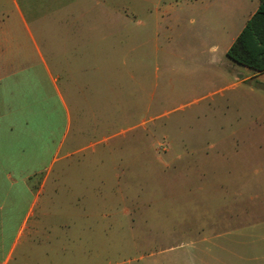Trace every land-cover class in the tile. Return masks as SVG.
Returning <instances> with one entry per match:
<instances>
[{
	"label": "rangeland",
	"instance_id": "rangeland-1",
	"mask_svg": "<svg viewBox=\"0 0 264 264\" xmlns=\"http://www.w3.org/2000/svg\"><path fill=\"white\" fill-rule=\"evenodd\" d=\"M153 1L0 0V99L34 129L22 143L33 151L45 137L52 162L40 195L51 199L47 246L36 262L21 263L17 248L6 264H238V238L242 255L264 264V215L253 216L264 153L249 149L264 123V86L226 90L214 77L201 87L192 65L174 57L172 37H156ZM103 3L131 22L66 48L57 19L90 23ZM129 161L138 167L124 168ZM239 204L252 213L236 217Z\"/></svg>",
	"mask_w": 264,
	"mask_h": 264
},
{
	"label": "crops",
	"instance_id": "crops-1",
	"mask_svg": "<svg viewBox=\"0 0 264 264\" xmlns=\"http://www.w3.org/2000/svg\"><path fill=\"white\" fill-rule=\"evenodd\" d=\"M261 4L262 0L153 1L151 8L154 14V33L158 37L159 32L162 31L172 37L174 57L180 65H187V63L192 65V70L195 73L194 79L199 73L197 81L201 87H212L214 77H221L222 80L227 81L223 89L231 90L248 83L252 91L256 85L264 86V70L257 71L238 64L231 60L226 53L247 20L259 9ZM111 5L103 3L101 7L103 16L93 17L90 23L80 15H63L57 19L61 23L58 39L66 42L63 43L66 48L71 43L75 49H78L79 41L88 38L106 39L114 36V32H117L118 29H125V25L130 23L131 19L125 11L122 12L114 4ZM186 21H188V25ZM87 25L88 28H86ZM119 25H123V27H119ZM85 29L94 34L87 36L86 34L90 33H85ZM219 66L220 69H218ZM4 70H7V67ZM46 70L50 74L48 66H46ZM7 71L9 72V70ZM14 72L12 71L10 76L7 75V78L8 76L12 77ZM181 76L184 77L183 74ZM50 77L52 81H55L51 74ZM5 78L6 76H0V84L7 80ZM12 93L14 92L10 90V98L14 101ZM242 94L243 91L230 94L227 101L232 104L238 103ZM4 99L5 101L0 99L2 105V112H0V264L8 263L17 248L20 250L19 260L21 263L31 262L32 258H35L36 262L37 248L47 246V238L50 233L48 221L50 204L48 201L51 199L47 196L40 199V195L48 191V170L52 162L46 164L47 142L45 137L44 144L33 151H29V146L22 143L24 136L33 135L34 129L29 126L26 119H23L22 123H18L16 119H19L17 116L22 115L21 109L14 108L8 98ZM60 100L63 103L62 95H60ZM260 119L264 121V114L260 116ZM19 126L21 129L17 130ZM251 141V145H249V140H246L245 144L249 145V149H253L254 156L260 159L261 154L264 153V123L259 132L253 133ZM178 156L175 157L176 160L174 158V163L179 161ZM118 166L115 161L110 167L114 169V180L119 182L121 176L117 172ZM164 166H166L165 163ZM123 167H138V163L129 161L124 163ZM46 169L48 170L46 171ZM183 176L186 178L185 175ZM125 178L126 181L131 180L130 177L126 176ZM263 179L253 177V183L262 184ZM99 180L101 181V179ZM259 190H261L260 187ZM259 192L257 190L253 198V216L254 219L258 218L261 221V217H257V213L264 215V193ZM240 206L241 204L235 210L236 217L245 216L251 212L245 208L244 204L243 207ZM256 226H254L253 233L262 229L260 225ZM217 229L212 230L213 234L220 235L227 232ZM259 237L264 238V235ZM240 243V238H238V254H236L239 259L238 264H241V259H247L253 264H260V262H254L256 261L255 256L242 255ZM252 249L255 250V246Z\"/></svg>",
	"mask_w": 264,
	"mask_h": 264
},
{
	"label": "trees",
	"instance_id": "trees-1",
	"mask_svg": "<svg viewBox=\"0 0 264 264\" xmlns=\"http://www.w3.org/2000/svg\"><path fill=\"white\" fill-rule=\"evenodd\" d=\"M226 54L238 64L257 71L264 70V0L247 20Z\"/></svg>",
	"mask_w": 264,
	"mask_h": 264
}]
</instances>
